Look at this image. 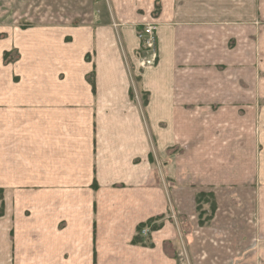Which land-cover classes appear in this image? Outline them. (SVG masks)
I'll list each match as a JSON object with an SVG mask.
<instances>
[{"label":"crops","instance_id":"obj_1","mask_svg":"<svg viewBox=\"0 0 264 264\" xmlns=\"http://www.w3.org/2000/svg\"><path fill=\"white\" fill-rule=\"evenodd\" d=\"M108 8L0 23V264H264V3Z\"/></svg>","mask_w":264,"mask_h":264},{"label":"rangeland","instance_id":"obj_2","mask_svg":"<svg viewBox=\"0 0 264 264\" xmlns=\"http://www.w3.org/2000/svg\"><path fill=\"white\" fill-rule=\"evenodd\" d=\"M109 2L110 0H0V23L89 20L95 11L99 14L105 11L108 13Z\"/></svg>","mask_w":264,"mask_h":264},{"label":"built area","instance_id":"obj_3","mask_svg":"<svg viewBox=\"0 0 264 264\" xmlns=\"http://www.w3.org/2000/svg\"><path fill=\"white\" fill-rule=\"evenodd\" d=\"M156 29L152 23H147L137 31V37L141 42V57L139 58V65L142 68L150 67L156 64L158 59V49L156 41ZM148 229H143L146 233Z\"/></svg>","mask_w":264,"mask_h":264},{"label":"trees","instance_id":"obj_4","mask_svg":"<svg viewBox=\"0 0 264 264\" xmlns=\"http://www.w3.org/2000/svg\"><path fill=\"white\" fill-rule=\"evenodd\" d=\"M5 58H8V53L5 54ZM2 190H0V200H2ZM3 212V205L0 203V214ZM144 225H141V229Z\"/></svg>","mask_w":264,"mask_h":264}]
</instances>
